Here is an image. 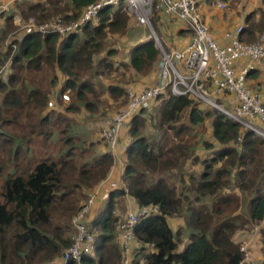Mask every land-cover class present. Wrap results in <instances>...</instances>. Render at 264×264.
<instances>
[{"label":"trees","instance_id":"16d2710c","mask_svg":"<svg viewBox=\"0 0 264 264\" xmlns=\"http://www.w3.org/2000/svg\"><path fill=\"white\" fill-rule=\"evenodd\" d=\"M94 1L23 0L17 7L38 23L52 16L67 22ZM12 10L0 15V65L8 64L0 72V264H122L125 196L136 206L157 208L133 229L130 264H239L244 255L239 233L251 232L264 219V139L215 108L169 89L122 127L128 143L121 186L112 188L86 221L94 234L93 250L80 260L62 261V249L72 243L73 216L114 164L107 144L100 151V139L75 132L72 115L82 108L99 110L102 94L108 108L109 99L123 105L124 85L157 70L158 50L152 38L137 42L118 64L131 69L129 80L121 73L116 82H104L118 70L111 59L116 51L95 55L107 33L128 28L125 0L103 6L64 36L20 32L4 43L14 31ZM161 16L153 10L154 29L162 24ZM246 19L239 38L253 42L264 32V12L259 20L253 13ZM67 89L70 101L64 104ZM257 93L264 106V93ZM206 120L212 139L201 141L208 151L201 157L194 131ZM188 163L199 168L187 169ZM260 234L264 255V224Z\"/></svg>","mask_w":264,"mask_h":264},{"label":"built area","instance_id":"2783aa9c","mask_svg":"<svg viewBox=\"0 0 264 264\" xmlns=\"http://www.w3.org/2000/svg\"><path fill=\"white\" fill-rule=\"evenodd\" d=\"M21 1L23 0H8L1 3L0 15L7 13L12 4ZM120 1L95 0L85 6L76 19L67 22L60 17L42 23H38L33 17H29L25 22H22L18 15H13V18L21 32H57L64 36L93 19L103 6L115 5ZM125 2L127 12L133 16L136 24L151 29L160 59L156 70L157 83L140 92L128 88L126 104L112 117L109 126L102 129L101 137L109 149L118 144V133L132 115L140 108L148 107L150 102L166 89L174 95H189L200 104L215 108L227 118L241 124L242 128L250 129L264 139V106L259 94L248 84L249 72L264 66V32L255 41L244 42L239 38L245 27L241 25L234 32H226L227 42L221 45L210 34L200 12L198 0H125ZM216 6L220 10L227 7L226 2L221 0L217 1ZM153 10L183 22L191 32V39L185 47L170 50L163 47L151 28L150 18ZM7 65H0V72L2 69L6 70ZM69 92V89L63 92L64 100L69 99ZM95 196L96 191L89 190L83 205L73 216L72 243L62 249V261L80 260L82 254L93 250L94 234L87 228L86 221ZM154 212H157L154 205L137 206L126 211L120 222V240L124 255L122 264H130L129 242L134 240L133 229L136 223L141 217ZM263 224L264 219L252 225L251 239L260 233V226ZM250 241L241 244L240 250L244 255L239 264L247 262L246 247Z\"/></svg>","mask_w":264,"mask_h":264},{"label":"rangeland","instance_id":"374dc122","mask_svg":"<svg viewBox=\"0 0 264 264\" xmlns=\"http://www.w3.org/2000/svg\"><path fill=\"white\" fill-rule=\"evenodd\" d=\"M254 1L255 0H252V1L248 0L249 3H252L250 6H253V2ZM242 5H243L242 0H232L230 8L233 9L235 7H241ZM17 6H18L17 2H16V5H15V3L12 4L11 7H10V11H11V9H14V10H12L13 11V15L14 16L15 15L20 16L22 18V22H25L26 20L29 19L30 15H28V16L22 15V13H20V10L18 9ZM254 8H256V7H254ZM259 9H260L259 15L255 14L256 12H253V14H255V18L257 20H259V18L261 17V12H264V0L260 1ZM54 17H59V16H52V17L49 18V20L54 18ZM252 18H254V17L252 16ZM49 20H47L45 22H48ZM252 21H253V19H252ZM11 22H12V25L14 27V29H13L14 31H12L11 33L8 34V36H7L6 40L4 41V43L9 42L10 38L18 36L19 33L21 32V29L16 25V23L14 21V18H12ZM150 23H151V20H150ZM0 25H1V23H0ZM151 26H152L151 28L153 29V31L156 34L157 39L163 45V47L166 49V47L164 45V40H163V39H165V37H163L161 35L160 31L157 28L154 29L152 23H151ZM260 34L261 33H259V35ZM145 35L146 36L148 35V38H152L153 39V36H152V33H151V29H149L147 27H143V26L137 25L135 20H134V18H133V16H131V20L129 22L128 28L126 29L125 32H122V33L110 32V33L106 34V36L103 39L104 48L98 54L95 55V58H97V59L101 58L102 56H104L107 53L108 50L115 49V51H116L115 56L113 58H111V59H112L114 65L118 66V70L117 71L113 70L111 75H110V77L103 78V80H105L104 82H108V81H111V80L116 82L118 79H120L119 77H122V76L124 78H126V80H129V76L132 73L131 69H124V67H122V66H120L118 64H119V62L121 60H125L126 59L125 57L128 55V50L135 43V41L138 40L139 38L145 36ZM0 36H1V34H0ZM154 44H155V40H154ZM0 45H1L0 47H2V42L1 41H0ZM159 59H160V54H159V51H158V60ZM2 65L6 66L7 62H5V63L3 62ZM121 73H122V76L121 75L118 76ZM145 78L142 75V76L138 77L136 82H132L131 81L129 83H126L124 85V86H126L125 87V93H126V90L128 88H131V86H134V83H137V82L143 83V80ZM249 83H248L249 85L255 87L256 81H251L250 80ZM150 84L151 83H147L145 81L144 82V86L140 87V88H142L141 90H137V89H134V88H132V89H134L136 92H140V91L144 90L145 88L151 87L152 85H150ZM68 95H70V92L68 93ZM100 98L104 102V105H102L99 108V110H97L95 112H90V111H86L84 108H82L81 112L72 115V117L74 119L73 129L75 130V132L77 134L82 135V136H86L88 139L95 140V141L100 139V141H102V143H104L103 145L107 147L106 143L101 139L102 138L101 137V131H102V129H104L105 127H108L109 125L103 127L104 126L103 124H105L107 121H109V119H110V122H111L112 117L116 113H118L120 111V109L126 104L127 101H125L123 103V105H122L120 102H117V101L113 102L112 100L109 99L108 102L110 103L111 108H108L107 106H109V104L106 101V97H104L103 94H102L100 96ZM64 101H66L64 104H67L70 101V96H69L68 100H64ZM152 101H154V99ZM151 102H150V104H151ZM53 104H56V103L53 101ZM53 104H51V105H53ZM80 106H81V104H80ZM53 107L54 106H52V108ZM101 108H103V110H100ZM62 110H63V108H62ZM147 112L149 113L150 109H148ZM124 132H125V130H122V128H121L120 132L118 133L119 137H120V134L123 135ZM126 135H127V133H126ZM194 135H195V138L199 141V144L197 145V153L200 154L201 157H203L206 154V152H208V151L206 149H204V147L202 146L201 141L211 140L212 139L210 121L206 120L204 122V125H202L201 127L197 128V130L194 131ZM118 140H119V138H118ZM117 145H115V147L113 149H110L112 154H113V152H115L114 150L117 148ZM186 167H187V169H191L193 167V169L197 170L199 168V165L193 166V165L188 163L186 165ZM106 179H104L103 181H101L97 185H100V184L102 185V183H104V181ZM97 185H95L94 187H98ZM93 190L96 191V194H97V190L96 189H93ZM85 200H86V196L84 197L82 202H84ZM94 202H95V198L93 200L92 205L94 204ZM104 203H105V200L100 199V197H97L96 203H95L94 207L92 208L91 212L87 215V218L89 220L91 218H93L94 215H96V213L98 212V209L100 210V208L103 206ZM179 220L181 221V218ZM170 222L172 224V227H176L177 226V219L174 220V218H173V219L170 220ZM249 233H250V231L249 232L245 231L242 234L239 233V236H241L240 237V239H241L240 243H242V244L246 243L247 244L250 241L251 236L248 238ZM255 237H257V239L254 242V247L256 249H258L259 257H258V259L254 260V263L252 262L253 256H255V255L253 253H251V250H252L251 247L252 246L249 243L247 245V247H246L247 250H248L247 260H246L247 263L246 264H263L262 260L264 258V255H263V252L261 251L262 250V240H261L262 239V235L259 233ZM134 244L135 243H133V241L131 240L129 242V247L134 245ZM261 256H262V258H261Z\"/></svg>","mask_w":264,"mask_h":264},{"label":"crops","instance_id":"0c3cea01","mask_svg":"<svg viewBox=\"0 0 264 264\" xmlns=\"http://www.w3.org/2000/svg\"><path fill=\"white\" fill-rule=\"evenodd\" d=\"M6 1H8V0H0V4L5 3ZM217 1H219V0H198V3L200 6V12L202 14L203 20L207 24L209 31H210V34L221 45H223L227 42V39L225 36L226 32H229V31L234 32L236 30V28L241 26V25H244L246 28L248 26V24L246 23L247 22V19H246L247 15H249L250 13H253V12H256L255 14H257V15H259V13H260L259 6H260L261 0H255L253 2V6H250L252 3H249L248 0H242L243 5L241 7H235L233 9L230 8L232 0H228V1L221 0V1L226 2V5H227V7L224 10H220L219 8H217V6H216ZM249 1H252V0H249ZM254 7H256V8H254ZM161 15H162L161 16L162 24L160 25L158 30L160 31L161 35L163 37H165V39H163V40H164V45H165L166 49H168V50H170V49H181V48L185 47L191 39V32H189L186 29V27L182 21H180L174 17L166 16L163 14H161ZM2 22H3V19L0 18V23H2ZM257 36L258 35H256V37ZM145 37L148 38V35L147 36L145 35L136 41L139 42L143 39H146ZM242 38H244V37L242 36ZM136 41L134 44L137 43ZM157 64H158V62H157ZM256 70H257L256 76L254 74H252L251 75L252 78L248 79V83L250 80L256 81L255 86L257 85V87L259 89V91H256V92H263L264 93V66H262L261 69L258 68ZM143 77L144 78L146 77L143 80V83H141V82L134 83L135 87L131 86V88L141 90L142 88H140V87L144 86L145 81L147 83H151L150 85H155L157 83L156 71H153V72L149 73L148 75H143ZM109 123H110V119L105 124H103L104 125L103 127L109 125ZM127 143H128V136L124 132L123 135L120 134L117 148L114 150L115 152H113V154H112L113 158H114V164L110 170V173L108 174L107 179L104 181V183H102V185L100 184V185H97L98 187L92 188V190L93 189L97 190V194L95 197V202L91 207V210L96 203L97 197H100V199L105 200L107 193L112 188L121 186V175L123 173V168H124V163H125L124 150H125V147L127 146ZM103 144L104 143H102V141H99V150L100 151L101 150L105 151L107 149V147L104 146ZM124 201L126 203L127 210L135 209L137 207L136 203L130 197L125 196ZM91 210H90V212H91ZM98 211H99V209H98ZM250 234H251V232L249 233L248 238H249ZM256 239H257V237L252 238L250 241V244L252 246V247L250 246L252 248L251 253H253L255 255V256H253V259H252L253 263H254V260L258 259V257H259L258 249H256L254 247V242ZM261 258H262V256H261ZM262 262H263V260H262Z\"/></svg>","mask_w":264,"mask_h":264}]
</instances>
